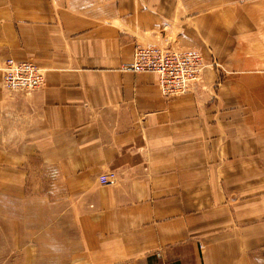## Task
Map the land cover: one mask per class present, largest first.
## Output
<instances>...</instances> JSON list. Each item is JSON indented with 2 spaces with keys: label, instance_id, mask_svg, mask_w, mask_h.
Wrapping results in <instances>:
<instances>
[{
  "label": "crops",
  "instance_id": "crops-1",
  "mask_svg": "<svg viewBox=\"0 0 264 264\" xmlns=\"http://www.w3.org/2000/svg\"><path fill=\"white\" fill-rule=\"evenodd\" d=\"M137 42L218 65L164 96L122 68ZM8 57L45 81L8 95L0 70V200L58 222L10 225L0 264H264V0H0Z\"/></svg>",
  "mask_w": 264,
  "mask_h": 264
},
{
  "label": "built area",
  "instance_id": "built-area-1",
  "mask_svg": "<svg viewBox=\"0 0 264 264\" xmlns=\"http://www.w3.org/2000/svg\"><path fill=\"white\" fill-rule=\"evenodd\" d=\"M206 63L201 52L195 48H172L157 42H137L130 61L123 63V69L153 71L158 76V86L164 96H175L190 90L193 83L201 80ZM2 85L8 95L31 93L43 85L44 72L32 60L6 58L0 65ZM105 184L116 182L114 171L99 175Z\"/></svg>",
  "mask_w": 264,
  "mask_h": 264
},
{
  "label": "rangeland",
  "instance_id": "rangeland-1",
  "mask_svg": "<svg viewBox=\"0 0 264 264\" xmlns=\"http://www.w3.org/2000/svg\"><path fill=\"white\" fill-rule=\"evenodd\" d=\"M211 5L216 4L220 0H210ZM214 61V60H213ZM212 65H218L214 63ZM35 196L40 197L41 192L35 194ZM43 201L42 199H10L2 197L0 200V225L2 226V238L4 240V235L7 234H24L30 236L33 234L35 237L40 235L38 229L43 223H54L58 222L57 216V201ZM44 204L47 205L45 209ZM43 215V213H45ZM49 213V214H48ZM67 222V221H64ZM10 225H13L15 232L10 233ZM7 244V242H6ZM3 248L5 244L3 243ZM16 251H20L21 248L17 247ZM19 258V257H18Z\"/></svg>",
  "mask_w": 264,
  "mask_h": 264
}]
</instances>
